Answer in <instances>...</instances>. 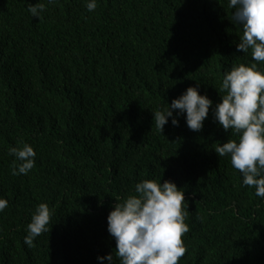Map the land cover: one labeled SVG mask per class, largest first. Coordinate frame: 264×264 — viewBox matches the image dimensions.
I'll use <instances>...</instances> for the list:
<instances>
[{
  "label": "trees",
  "instance_id": "trees-1",
  "mask_svg": "<svg viewBox=\"0 0 264 264\" xmlns=\"http://www.w3.org/2000/svg\"><path fill=\"white\" fill-rule=\"evenodd\" d=\"M46 4L40 19L29 5ZM0 0V264H100L116 254L107 217L143 180L184 191L189 231L178 264H264V198L244 186L218 143L238 140L214 119L242 25L228 0ZM213 108L199 132L185 116L161 133L154 112L188 87ZM175 116V112H174ZM33 147L13 175L10 147ZM19 163V161H17ZM40 203L49 231L24 244ZM107 264V261H104Z\"/></svg>",
  "mask_w": 264,
  "mask_h": 264
},
{
  "label": "clouds",
  "instance_id": "clouds-1",
  "mask_svg": "<svg viewBox=\"0 0 264 264\" xmlns=\"http://www.w3.org/2000/svg\"><path fill=\"white\" fill-rule=\"evenodd\" d=\"M228 6L234 9L232 20L243 27L237 51L251 49L254 61H264V0H228ZM46 7L39 2L29 5L27 11L40 19ZM96 8L97 0H87L89 12ZM198 90L199 84L188 87L170 106L154 112L161 133L170 117L172 125L178 127L181 115L190 130H202L213 101ZM219 91L225 95L213 109L214 119L226 132L234 130L239 139L218 143L215 152L221 157L230 155L232 166L242 174L243 185L254 187L255 195L264 198V71L256 63L234 65L225 73ZM9 154L16 158L13 175H27L34 168L36 153L29 144L10 147ZM184 200V191L174 182L143 180L135 185L134 194L115 204L107 217V231L115 238L121 264H178L186 253L182 237L189 231L185 223L188 211H182ZM7 207L8 201L0 198V212ZM52 211L46 203L35 209L24 238L29 248L49 231ZM97 259L100 264H113L111 254Z\"/></svg>",
  "mask_w": 264,
  "mask_h": 264
}]
</instances>
